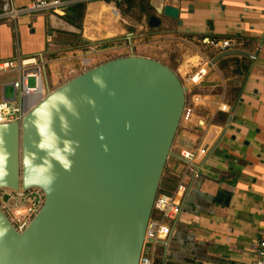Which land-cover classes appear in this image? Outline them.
I'll list each match as a JSON object with an SVG mask.
<instances>
[{"label": "water", "instance_id": "water-1", "mask_svg": "<svg viewBox=\"0 0 264 264\" xmlns=\"http://www.w3.org/2000/svg\"><path fill=\"white\" fill-rule=\"evenodd\" d=\"M156 12L151 27L160 24L158 14L181 24L177 6ZM55 42L48 49L64 48ZM231 54L255 59L241 49L222 51L184 84L168 65L130 47L47 87L20 121L0 123V192L39 188L44 195L23 231L0 207V264H138L185 93ZM217 195L227 204L228 190Z\"/></svg>", "mask_w": 264, "mask_h": 264}, {"label": "crops", "instance_id": "crops-1", "mask_svg": "<svg viewBox=\"0 0 264 264\" xmlns=\"http://www.w3.org/2000/svg\"><path fill=\"white\" fill-rule=\"evenodd\" d=\"M13 1L20 6L33 0ZM150 2L155 11L164 4L179 7L181 24L158 14L161 25H171L167 32L190 34L191 39L210 48L208 57L203 52L183 54L176 72L180 79L190 81L208 59L222 52L211 44L213 40H229L231 47L224 51L241 49L255 55L254 60L240 54L224 56L207 67L191 86L193 115L177 129L178 150L171 156L162 187L170 193L183 177L186 191L165 241L167 246L163 245L161 264H254L252 244L264 232V0ZM50 14L54 13L41 11L0 20V60L36 56L50 63L43 71L44 78L50 69L70 64L59 59L81 47L71 45L75 40L69 33L50 26ZM128 24L130 20L121 15L113 1H89L76 40L81 37L90 45L110 36L119 37ZM51 40L66 48L48 49L53 48ZM67 43L69 47L64 46ZM229 57L239 60L222 62ZM242 63H247V68L238 72ZM208 72L211 79L205 77ZM2 74L1 95L18 73ZM204 80L212 81L211 85H200ZM5 96L12 93L5 92ZM221 105L227 109L222 110ZM188 150L197 153L189 163L179 156ZM220 189L230 192L227 204L219 201Z\"/></svg>", "mask_w": 264, "mask_h": 264}, {"label": "built area", "instance_id": "built-area-1", "mask_svg": "<svg viewBox=\"0 0 264 264\" xmlns=\"http://www.w3.org/2000/svg\"><path fill=\"white\" fill-rule=\"evenodd\" d=\"M0 1V20H6L41 11L63 16L70 5L77 2L87 3L93 0H33L29 4L20 6L16 5L13 0ZM211 44L222 51L231 47V43L227 39L212 41ZM105 49L96 44H90L84 48H79L71 55L59 59L71 62L53 71L50 69L49 73L52 79L47 74L45 78L43 76V71H47L46 67L50 63L46 64L43 59L36 56L0 60V74L12 71L18 73L17 77L10 83L12 96L6 97L4 88L2 89V95L0 94V123L20 121L27 111L45 96L47 87L52 90L54 89L52 86L57 85L61 79H70L92 67L96 64L97 54ZM28 78H33V86L28 84ZM221 109L226 110L227 106L221 105ZM192 115V107L185 105L181 119L189 120ZM200 151L204 152V150ZM196 154V151L188 150L181 152L179 156L189 163L196 157ZM185 191L186 184L183 182L182 177L172 192H157L146 226L143 250L138 264H154L156 248L169 238L171 225L181 211ZM4 193L9 194L6 201L2 199ZM0 199V207L11 224L17 231H23L41 207L44 195L39 188L19 189L17 191L6 189L0 192ZM252 247L255 257L254 264H264V232L252 244Z\"/></svg>", "mask_w": 264, "mask_h": 264}, {"label": "rangeland", "instance_id": "rangeland-1", "mask_svg": "<svg viewBox=\"0 0 264 264\" xmlns=\"http://www.w3.org/2000/svg\"><path fill=\"white\" fill-rule=\"evenodd\" d=\"M141 25L142 26H139L138 23H136L134 21H130L129 26L134 29L133 32L126 29V32H124L123 34H121V36H119V37H121V39H120V41H118V43H116L113 46L107 47L104 51L97 54V61H96V64H94V65L105 62L104 60L111 58V57H114V56H117V55L122 54V53H125L126 55H128L130 52V47H132L133 52L136 55L146 56V57H150V58L159 60V61L163 62L164 64L171 66V68L175 72H178V70H177L178 64H180V62L183 60V54H190L191 55L195 52H203V53H206L207 57L211 54V53H209L210 48L205 47L204 44H200L198 41L190 39L188 37L185 38L183 35L177 34L175 32L173 33L172 31L167 32L166 31L167 29L171 30V27H172L171 25H161L162 28H157V29L152 30V31L149 28H147L144 23H142ZM82 27H83V22H82ZM147 32H150V34H149L148 38H145V37H147ZM125 33H134L135 34V35L132 34V36H131V43H129L127 38L124 37ZM107 35H109V34H107ZM181 37H183L184 39H181ZM109 38H106V39H109ZM124 40L126 42H124ZM117 57H119V56H117ZM208 60L210 61V59H208ZM206 65H205V67H206ZM207 76H209V78H210L211 75L209 72L205 75V77H207ZM3 78H4V74H1L0 75V82L3 81L2 80ZM49 78L52 79L50 73H49ZM181 80L183 81L184 84H186L187 81H185L183 79H181ZM63 82H65V81H63V79H61L57 83V85H54L52 87L55 88V87L59 86L60 84H62ZM211 83H212V81L205 80V83H201L200 85L206 86V85H211ZM28 84L30 86L34 85L33 78H28ZM191 90H192V87L190 90L188 89L187 92L185 93V99H186L185 105L193 107V105H191L192 98L190 97L191 93H192ZM5 92L7 95H10L12 93L11 87L7 86L5 89ZM184 121H185L184 119H181V121H180L181 124H179L178 127H183L180 125H182V122H184ZM176 140H177V138L175 135L172 146H171V152L172 153L178 150V147L176 145L177 144ZM171 160H172V157L170 156L166 161V164H165L162 176H161V181L159 184V190L160 191H163L162 187L164 185V180L167 177V171H168V168L170 166ZM0 202H1V199H0ZM159 248H163V244L157 246L155 258L158 256L157 254L159 253V250H158ZM162 253H163V249H162ZM161 256H162V254L160 255V257Z\"/></svg>", "mask_w": 264, "mask_h": 264}, {"label": "trees", "instance_id": "trees-1", "mask_svg": "<svg viewBox=\"0 0 264 264\" xmlns=\"http://www.w3.org/2000/svg\"><path fill=\"white\" fill-rule=\"evenodd\" d=\"M104 1H108V2L113 1L116 8L119 10V12L121 13V15L123 17H126L128 20L134 21L138 24L144 23L146 25V27L149 28L151 31L155 30L157 28H162L161 23L156 28L148 25L149 16L156 14V11H155L153 5L151 4L150 0H104ZM0 5H1V1H0ZM85 10H86V2L74 3L67 8L66 13L63 16L50 14V17H51L50 26L52 28L54 27L55 30H57V31L67 32V33H69V36H73V38H71V39H72V41L75 40V42H71L72 46L76 45V46H80L81 48H84L88 45V43L82 41L81 39L76 40V36L81 31L82 22H83V18L85 15ZM169 21L174 26L176 25L175 21H172V20H169ZM129 25H126V29L133 32L134 29L132 27H130ZM132 34H134V33H132ZM149 34H150V32H147V37H145V38H148ZM181 35L191 39L190 34H181ZM120 39H121V37H114L111 39L103 40V41L96 43V44L99 47L107 48V47L113 46L116 43H118V41H120ZM124 42H126V41L124 40ZM125 55H126L125 53H122V54H119L117 56L120 57V56H125ZM117 56L108 58L104 61L116 58ZM241 58L247 59L244 56H242ZM238 60H239L238 57H229L227 59L222 60V62L223 61L235 62ZM169 67L171 68V66H169ZM246 68H247V63H242V66H241L240 70L238 69V72H241V70L244 71ZM232 91H234V93H235L236 88H233ZM158 191L164 192V191H160V190H158ZM162 249L163 248L158 249L159 253L157 254L158 256L155 258L154 264H161L160 255L162 254Z\"/></svg>", "mask_w": 264, "mask_h": 264}]
</instances>
